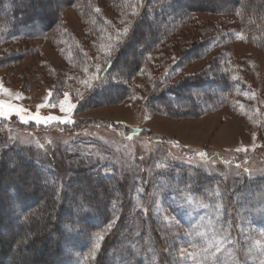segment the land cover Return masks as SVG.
<instances>
[{"label":"rangeland","instance_id":"374dc122","mask_svg":"<svg viewBox=\"0 0 264 264\" xmlns=\"http://www.w3.org/2000/svg\"><path fill=\"white\" fill-rule=\"evenodd\" d=\"M63 1L49 0L43 5L53 9ZM90 1L107 18L115 20L121 30L130 27L125 7L120 12L123 13L121 19L109 0ZM155 1L150 0V6L157 7ZM220 2L226 3V0ZM130 3L132 9L140 6V0ZM193 3L207 2L194 0ZM60 12V23L78 38L82 57L69 64L65 59L69 55L62 52V41L40 30L38 23L31 20V34L21 31L12 39L0 42V57L10 59L12 56L11 63L0 65V84L12 95L0 92V100L19 106L25 120L39 111L41 117L57 115L74 123H25L13 111L10 118H0L2 143L20 150L31 161L60 176L77 168L114 172L131 193L128 211L135 215L131 222L134 236L140 234L145 215L159 218L164 226L162 238L157 241L162 250L167 246L165 238L171 243L176 233L182 240H198L194 234L185 237L184 233L198 225L206 226L209 220L229 232L235 222L238 230L236 235L230 232L232 243L226 244L219 254L220 264H257L255 256L249 258L244 254L243 245L245 236L264 239V181H260L264 179V45H256L245 23L237 26L232 16L195 12L151 52L150 65L132 78V97L116 104L62 113L59 101L63 93H69L70 102L75 104L88 88L84 81L92 84L103 60L112 54V44L92 33L73 5L65 6ZM148 12L151 15V10ZM210 36H214L211 41L214 49L210 54L191 64L190 60L187 62L188 46L198 37ZM218 52V57H231L233 69L243 76L250 86L249 91L233 92L228 104L197 117L174 119L146 106V98L154 93L151 92L154 80L159 82L170 74V81L162 83V88L173 83V77L198 73ZM179 58L183 62L181 67L170 69ZM128 59H131V50L123 55L119 68ZM114 79L108 76L106 81ZM49 90L54 93L51 103L56 107L38 108L45 103ZM16 93L22 94V98L15 99ZM189 94L195 100L199 98L197 92ZM187 95L184 90L178 93L177 103L183 104ZM167 102L172 103L170 99ZM199 104L206 108L208 105L207 102ZM7 122L16 125L10 126ZM245 148L246 151H237ZM200 152L207 156L201 157ZM250 182L253 186L246 187ZM42 193L39 197L44 195ZM217 204L221 205L218 212ZM226 212L236 218L230 220ZM12 225H15L14 220ZM68 240L72 242L67 248L71 253L66 264H80L81 247ZM151 246L152 243L148 244V255L144 256L133 248L127 250L130 257L123 251L116 263L150 264L156 259ZM47 252L39 246L29 249V253L35 255ZM174 258L175 254L169 256L168 264Z\"/></svg>","mask_w":264,"mask_h":264},{"label":"trees","instance_id":"16d2710c","mask_svg":"<svg viewBox=\"0 0 264 264\" xmlns=\"http://www.w3.org/2000/svg\"><path fill=\"white\" fill-rule=\"evenodd\" d=\"M45 1L49 0H0V42L12 39L21 31L31 34V20H34L40 30L62 41L63 55H69L65 59L71 64L82 57V49L78 38L69 28L61 25L60 11L67 5H73L92 33L101 41L112 44V54L103 60L97 73L100 79L93 81V87L85 88L84 95L75 103V112L116 104L132 97V78L150 65L151 52L195 12L232 16L237 26L245 23L256 45H264V0H226V3L206 0V4H194V0H159V3L156 0L157 7L150 6V0H140L138 9L131 8V0H109L121 19L123 13L120 12L125 7V17L130 24L127 36H118L117 33L123 30L90 0H65L53 9L45 8ZM173 5L177 8L174 9ZM148 10H151V15ZM16 26L23 27V30ZM213 39L214 36L198 37L188 46L187 62L190 60L191 64L210 54L214 49ZM127 50H131V59L123 61L122 68H119ZM218 54L213 55L215 59H211L200 72L173 77L174 82L162 88V83L170 81V74L159 82L154 80L151 84V92L154 93L146 98V106L174 119L197 117L228 104L229 95L233 92L249 91L250 86L243 76L233 69L231 57H218ZM2 56L0 65L11 63L12 56L10 59L9 56ZM182 63L179 58L170 69L180 68ZM108 76L115 79L106 81ZM183 90L188 93L187 99L179 105L178 93ZM189 92H197L199 98L193 99ZM168 99L171 104H168ZM206 102L207 108L199 104ZM253 184L250 182L246 187ZM41 192L44 195L39 197ZM81 205H84L83 209ZM129 206L131 193L114 172L107 174L99 168H77L60 176L31 161L20 150L5 146L0 139V264H66L71 253L67 250L71 240L81 247L80 264H117L119 254L131 248L143 256L148 255L147 246L151 243L156 259L150 264H168L169 256L162 252V245L158 243L164 231L159 218L155 221L150 215H145L140 234L134 236L131 222L135 215L133 217L128 211ZM229 217L230 220L236 218L232 213ZM113 220L111 230L103 233L101 247L93 251L95 234L101 233ZM236 226L232 222V235H236ZM35 246L48 251L47 254H30L29 249ZM126 254L131 256L129 251Z\"/></svg>","mask_w":264,"mask_h":264},{"label":"snow or ice","instance_id":"6c2138e0","mask_svg":"<svg viewBox=\"0 0 264 264\" xmlns=\"http://www.w3.org/2000/svg\"><path fill=\"white\" fill-rule=\"evenodd\" d=\"M97 11H100L97 9ZM135 14V13H133ZM130 31L129 27H125L123 32H118V36H127ZM119 42V41H117ZM110 55V53H109ZM93 79L99 80V76H95ZM84 83L89 87H93L88 81ZM0 92L8 93L12 95L11 91L2 84H0ZM54 96L52 90L48 91L47 96L45 97V103L38 105V108L51 107L55 108L56 104L51 103V100ZM22 98V94L16 93L15 99L19 100ZM76 107L75 104L71 103L69 100V93H63V99L59 101V109L62 113H69ZM20 116L22 122L32 121L37 125L47 124L50 122H59V123H74L69 119H64L57 115H48L46 117H41L39 111L35 114L28 117V120L24 119L23 115H20L22 109L19 106L8 103L7 101L0 100V118H10V114L13 113ZM247 149H237V151H246ZM199 155L204 157L207 155L204 152H200ZM251 175V173H249ZM216 195H220L217 193ZM204 207H211L208 204H203ZM81 209L84 208V205L80 206ZM221 205H215V209L219 210ZM115 220L110 221L104 231H110ZM199 237V239H181L180 234L176 233L173 236L172 242L168 243L167 237L166 244L167 246L163 249V252L167 256H173L175 254L174 260L170 261L169 264H185L186 261H189L190 264H220L219 254L222 252L226 244L232 243L230 240V232L227 228L216 227L212 220H209L206 226H195L193 229L184 233L185 237L191 236ZM264 234V230H262ZM104 238L102 233L95 234V241L92 244L93 251L98 250L101 247L100 241ZM245 255L249 258L253 256L256 257L257 264H264V239L253 238L250 236H245L244 245Z\"/></svg>","mask_w":264,"mask_h":264}]
</instances>
